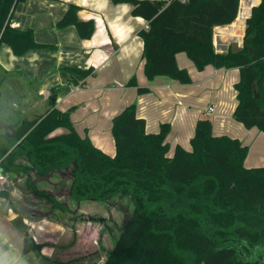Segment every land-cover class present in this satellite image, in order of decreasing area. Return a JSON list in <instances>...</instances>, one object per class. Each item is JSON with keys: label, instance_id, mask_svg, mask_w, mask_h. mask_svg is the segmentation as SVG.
<instances>
[{"label": "trees", "instance_id": "trees-1", "mask_svg": "<svg viewBox=\"0 0 264 264\" xmlns=\"http://www.w3.org/2000/svg\"><path fill=\"white\" fill-rule=\"evenodd\" d=\"M22 1L0 0V45L8 44L16 55L46 46L32 28L12 26ZM125 1L133 15L148 21L139 32L148 79L165 75L191 82L189 71L177 63L179 52L199 70L209 64L237 67L233 116L264 132V0L247 19L242 47L224 52L216 51L214 30L236 19L240 0ZM78 11L69 4L58 26L73 24L89 38L94 21L80 19ZM79 70L84 76L93 71ZM128 83L136 84V77ZM137 87L140 93L149 90ZM57 92L52 88L49 108L32 117L0 101V180L27 196L23 209L76 218L71 203L128 196L133 208L124 209L104 264H264V165H245L249 148L239 138L216 135L211 120L199 119L191 148L177 145L169 155L170 124L148 132L132 103L113 117L111 156L77 132L70 109L56 106ZM59 128L64 131L54 134ZM10 190L0 187V196L9 199ZM116 199L108 204L119 206Z\"/></svg>", "mask_w": 264, "mask_h": 264}, {"label": "crops", "instance_id": "crops-1", "mask_svg": "<svg viewBox=\"0 0 264 264\" xmlns=\"http://www.w3.org/2000/svg\"><path fill=\"white\" fill-rule=\"evenodd\" d=\"M260 1L240 0L236 19L231 24L215 27L217 52L242 47L247 19ZM69 4L79 6L80 19L94 21L95 29L89 38H82L73 24L58 26ZM97 18L102 20L101 25ZM11 24L22 29L32 28L36 40L46 46L16 55L8 44L2 43L3 72L31 88L29 95L24 94L36 99L37 104H44L45 111L49 108L51 89L56 88V106L64 111L70 109L77 132L89 136L95 146L111 156L116 154L113 117L134 103L138 116L146 121L148 132H159L162 123L170 124L169 155H173L177 145L190 149L197 121L209 119L214 134L237 137L249 147V154L255 152L254 158L264 157V132L257 127H245L233 116L237 105L234 85L240 79L239 68H216L209 64L199 70L185 52H179L177 63L189 71L191 82L181 83L165 75L148 79L144 72V42L139 35L148 21L132 14L130 2L25 0L16 5ZM90 68L93 71L87 76L79 72ZM133 76L136 84H129ZM137 86L149 90L140 93ZM62 131L59 128L54 134ZM261 165L264 164L255 166ZM10 189L6 207H2L0 200V264H104L106 251L112 247L107 237L112 236L100 234L99 227L93 224L97 220L92 218L95 215L90 208L81 202L76 205L78 213L89 214L80 221L59 211L55 216L44 212L30 214L16 201L24 205L27 196L18 186ZM95 217L106 218L105 215ZM26 238L35 242L27 252L24 251ZM98 238L101 244L107 243L106 249H95Z\"/></svg>", "mask_w": 264, "mask_h": 264}, {"label": "rangeland", "instance_id": "rangeland-1", "mask_svg": "<svg viewBox=\"0 0 264 264\" xmlns=\"http://www.w3.org/2000/svg\"><path fill=\"white\" fill-rule=\"evenodd\" d=\"M234 45V44H233ZM0 79H1V85H0V101L5 102V104L12 105L16 109L21 110V114L24 116H29L32 117L36 114H41L45 112V105H39L36 103V99H32L28 97L30 90L32 91L31 88H29L27 85L24 84V82L18 78H12L5 74L3 71L0 70ZM27 93V94H24ZM249 148V147H248ZM250 152V149H248ZM251 153V152H250ZM254 151L252 154H247L246 159H245V164L246 166H255L259 164H264V157L263 158H254ZM251 163V164H248ZM5 186L7 188L13 187L12 182L11 184L8 183L5 179L0 180V187ZM44 187L43 185H41ZM14 196V194H12ZM123 198H113L111 199L108 203H114L113 201L116 199L117 202H119V206L115 205H110L107 202H100V201H82L81 203L84 204L86 208H90L92 210V215H105L106 218L101 221H96L93 223L95 226H98L100 229V234H107L111 235L112 237L109 238L107 237L108 242H112V247L114 245V240H113V235H116L118 237L119 229L122 225V220L124 217V209L133 208V205L129 199L128 196H122ZM0 200L2 201V207H6L8 204V199L1 197ZM17 205L20 208L27 207V205H22L18 200ZM20 204V205H19ZM78 205V204H75ZM77 207H75L76 211ZM109 212L111 213V216L109 215ZM89 215V214H88ZM88 215H83V213L80 211L77 216L76 220L80 221L81 218H84L85 216ZM91 215V214H90ZM63 220L64 217L61 215ZM68 219V217L66 218ZM75 219V218H74ZM67 221V220H64ZM118 234V235H117ZM111 240V241H110ZM23 244H24V239H23ZM103 244V245H102ZM100 243L99 238L95 241L94 247L95 249H106L107 243L104 241L103 243ZM108 247H111V244L108 243ZM103 255V253H102ZM44 257V256H43ZM45 260H48L47 257H44ZM54 260V258H51Z\"/></svg>", "mask_w": 264, "mask_h": 264}, {"label": "water", "instance_id": "water-1", "mask_svg": "<svg viewBox=\"0 0 264 264\" xmlns=\"http://www.w3.org/2000/svg\"><path fill=\"white\" fill-rule=\"evenodd\" d=\"M34 241L31 238H26L25 244H24V251L27 252L31 250L34 246Z\"/></svg>", "mask_w": 264, "mask_h": 264}, {"label": "built area", "instance_id": "built-area-1", "mask_svg": "<svg viewBox=\"0 0 264 264\" xmlns=\"http://www.w3.org/2000/svg\"><path fill=\"white\" fill-rule=\"evenodd\" d=\"M97 23L99 24V25H101L102 24V20H100L99 18H97ZM103 28V25L101 26V29ZM79 87H77V89H78ZM210 110L211 111H213V107H211L210 108ZM1 178H3L2 176H1Z\"/></svg>", "mask_w": 264, "mask_h": 264}]
</instances>
